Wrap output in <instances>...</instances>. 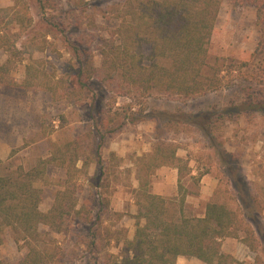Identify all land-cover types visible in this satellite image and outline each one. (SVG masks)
Instances as JSON below:
<instances>
[{
	"label": "rangeland",
	"instance_id": "rangeland-1",
	"mask_svg": "<svg viewBox=\"0 0 264 264\" xmlns=\"http://www.w3.org/2000/svg\"><path fill=\"white\" fill-rule=\"evenodd\" d=\"M124 2L0 0V30L8 31L17 40L22 57L12 73L15 79L23 78L26 66L33 64L54 80L66 78L65 85L76 89L72 80L80 66L76 46L93 64L97 76L103 75L102 44L114 35L119 41L116 32L123 19L120 11ZM19 4L31 17L22 27L8 11H3H12ZM216 31L209 46L210 61L222 65L224 86L194 100L154 94L135 102L107 88L103 100L95 105L90 91L56 100L43 89L11 85L0 88V174L15 172L19 167L28 170L43 158L56 157L45 176L35 182L44 194L41 209L48 211L58 191L64 189L66 167L81 169L84 162L86 165L75 172L74 183L79 202L92 210V220H79L73 214L61 233L40 226L44 242L40 247L54 253L51 264H103L109 253L121 251L124 238L134 237V215L139 211L135 199V188L139 186H134L139 183L137 177L141 175L143 182L150 180L152 190L160 176L161 168L148 176L140 160L153 150L158 141L155 137L180 144L178 154L186 165L182 181L188 193L187 215L196 216L201 210L194 207L203 177L196 181L192 174L208 170L206 176L218 181L216 195L209 201L228 203L241 220L240 238L224 241L247 246L242 242L244 237L257 239L253 242L257 251L241 246L243 251L238 257L225 253L249 262L258 257L264 264V111L254 107L257 102L264 103V86L251 84L256 67L254 63L245 65L261 36L257 9L224 0ZM6 58L7 53L0 49V63ZM94 87L101 93L99 84ZM254 89L259 93L252 96ZM250 103L254 108L237 112L243 104L247 107ZM191 114L201 124L212 122V126L206 130L192 125ZM169 118L173 119L170 124ZM62 158L67 159L65 164ZM170 167L166 180L176 183L177 193L168 197L173 199L172 211L178 214V181L176 174H171L174 166ZM13 238L11 231L5 233L0 259L17 260L27 254L29 249L19 246ZM179 264L205 263L187 257Z\"/></svg>",
	"mask_w": 264,
	"mask_h": 264
},
{
	"label": "trees",
	"instance_id": "trees-1",
	"mask_svg": "<svg viewBox=\"0 0 264 264\" xmlns=\"http://www.w3.org/2000/svg\"><path fill=\"white\" fill-rule=\"evenodd\" d=\"M223 1L125 0L120 11L123 19L116 32L119 41L114 35L102 44L103 75L97 76L90 60H85L79 46L75 47L80 66L74 71L72 80L77 90L65 85L66 78L54 80L33 64L26 66L23 78L15 79L12 73L17 63L22 62L17 40L8 31L0 30V49L7 53L6 60L0 63V88L11 85L43 89L51 92L56 100L68 98L75 92L90 91L91 103L95 105L103 100L107 88L135 102L154 94L194 100L216 92L224 86L221 75L224 69L222 65L210 61L209 46L217 32V19ZM232 1L257 9L261 36L245 65L254 63L256 67L251 84L264 86V0ZM11 10L3 11H8L18 26L22 27L27 19L30 21L29 11L20 4L17 7L14 5ZM97 84L101 93L94 87ZM257 93L259 91L254 89L251 95ZM250 104V107L243 104L237 112L240 114L254 107L264 111V103L257 102L254 107ZM190 117L192 125H201L206 130L212 126V122L201 124L193 114ZM167 122L170 124L173 119L169 118ZM155 140L158 141L153 150L140 160L144 161L148 176L164 165L178 168V214L171 209L173 199L152 192L150 180L143 182L139 175V187L135 188L139 211L134 215L137 224L134 237L124 238L121 251L109 253L103 264H177L179 256L195 257L205 264H260L258 257L249 262L223 251L225 239L240 238L238 226L241 220L228 203L210 200L204 216L187 215L185 198L188 193L182 181L186 165L185 159L177 155L180 144L157 137ZM59 151L68 155L67 151ZM54 159L56 157L43 158L31 169L19 167L15 172L0 174V245L5 241V233L11 231L15 242L29 249L24 257L0 259V264H51L54 253L52 249L40 247L43 242L40 226H48L50 231L61 233L73 214L79 220H92V210L85 202H79L74 183L75 172L82 171L86 167L85 162L81 169L73 165L66 167L64 189L58 191L48 211L41 209L44 194L35 182L45 176ZM75 159L71 158L73 164H76ZM62 162L65 164L67 159L62 158ZM208 173V170L200 171L198 175L192 174V178L200 181ZM253 222L256 223L254 219ZM257 229L260 232L259 227ZM253 238L244 237L242 242L252 251H257L253 243L257 239ZM91 244L97 246L96 241Z\"/></svg>",
	"mask_w": 264,
	"mask_h": 264
},
{
	"label": "crops",
	"instance_id": "crops-1",
	"mask_svg": "<svg viewBox=\"0 0 264 264\" xmlns=\"http://www.w3.org/2000/svg\"><path fill=\"white\" fill-rule=\"evenodd\" d=\"M177 155L179 157L178 151H177ZM182 158V157H181ZM161 168V169H160ZM159 169V179L157 180V184H155L152 188V192H154L155 194H159L162 195L164 197H168V196H174L177 192H176V183L174 184V182L171 183L169 181L166 180V173L169 172L168 169H170V166H161ZM175 169L171 170V174H176V180L178 181L179 179V170L178 168L174 167ZM207 174H205L203 176L202 180V187L200 189V195L199 197L196 198V200H198V203L195 204L194 208H199L201 209L200 212L197 214V216H204L205 214V209H206V204L207 202H209V199H211V197L214 195L217 187H218V181L214 178V177H210V176H206ZM134 186H139V183L137 182ZM177 186H178V182H177ZM137 188V187H136ZM169 198V197H168ZM186 207V206H185ZM223 251L224 252H229L232 253L234 255H236L237 257L239 256V254H241V251H243V247L244 246L246 249H248L250 252L251 250L245 246L244 244L241 243H228L227 241H223ZM230 246V248H229ZM187 260V256H179L178 260H177V264H179L181 261L183 260Z\"/></svg>",
	"mask_w": 264,
	"mask_h": 264
}]
</instances>
